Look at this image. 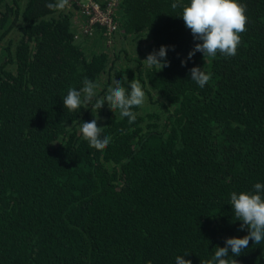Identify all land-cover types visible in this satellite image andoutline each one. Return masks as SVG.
<instances>
[{"label":"trees","instance_id":"obj_1","mask_svg":"<svg viewBox=\"0 0 264 264\" xmlns=\"http://www.w3.org/2000/svg\"><path fill=\"white\" fill-rule=\"evenodd\" d=\"M118 1L121 30L108 37L77 34L73 8L46 7L56 0H0V264H176L186 253L204 264L248 234L231 193L264 184V0H238L248 22L236 56L196 52L184 66L202 43L181 17L190 0ZM161 46L169 66H149ZM193 67L211 74L203 88ZM124 77L147 96L133 123L106 102ZM85 78L96 97L67 110ZM94 118L111 137L102 151L80 131ZM229 255L264 264V241Z\"/></svg>","mask_w":264,"mask_h":264},{"label":"clouds","instance_id":"obj_2","mask_svg":"<svg viewBox=\"0 0 264 264\" xmlns=\"http://www.w3.org/2000/svg\"><path fill=\"white\" fill-rule=\"evenodd\" d=\"M69 0H56L49 2L46 7L50 10H63L68 6ZM177 3L172 4V8L177 7ZM247 5L239 3L238 0H190L187 6L183 7L182 19L185 27L191 30L196 43L194 48L188 53L186 60H182V66L186 65L196 52L203 54V58H215L217 54L226 57L237 55L238 47L241 44V34L247 31L246 16ZM174 50V47H173ZM168 46H161L158 51L148 54L144 60L149 66L156 65L160 69L169 66L167 60ZM191 80H194L203 88L211 79L210 73H205L200 67H193L189 70ZM114 81V87L108 89L106 102L112 112L119 110L121 117L129 118V123H133L136 114L132 111L134 107H143L147 101V96L139 81L130 82V91L123 86L122 81ZM83 87L80 90L70 88L63 98V104L69 111H76L93 102L96 97L97 85L85 78ZM105 104V100L96 99L94 108L100 110ZM80 131L83 139L91 148L102 151L111 142L110 136H103V127L98 126L97 119L90 122H82ZM254 192L231 193V206L234 210L236 220L241 221L239 230H248V234L242 238L230 237L225 240L224 247H216L214 256L204 264H238L236 259L229 260V250L231 257L240 256L248 248L249 242L259 245L264 241V184L256 183ZM182 256L175 258L176 264H192L189 259Z\"/></svg>","mask_w":264,"mask_h":264},{"label":"built area","instance_id":"obj_3","mask_svg":"<svg viewBox=\"0 0 264 264\" xmlns=\"http://www.w3.org/2000/svg\"><path fill=\"white\" fill-rule=\"evenodd\" d=\"M67 7L73 8L79 16L77 34L90 35L94 28H101L105 35L112 36L120 32L119 1L104 0H69ZM111 43L107 40V44Z\"/></svg>","mask_w":264,"mask_h":264},{"label":"rangeland","instance_id":"obj_4","mask_svg":"<svg viewBox=\"0 0 264 264\" xmlns=\"http://www.w3.org/2000/svg\"><path fill=\"white\" fill-rule=\"evenodd\" d=\"M74 15H75V13H74ZM108 45V47H106L108 50L110 49V51H111V49H112V43H109V44H107L106 43V46ZM145 45H146V40L144 39V40H142L139 44H137V43H132V50H129L128 51V54L130 55V57H134V56H137L136 54H137V52H139V51H142L143 52V50H144V48H145Z\"/></svg>","mask_w":264,"mask_h":264},{"label":"crops","instance_id":"obj_5","mask_svg":"<svg viewBox=\"0 0 264 264\" xmlns=\"http://www.w3.org/2000/svg\"><path fill=\"white\" fill-rule=\"evenodd\" d=\"M74 13H75V15H74V17H73V19H74V21H73V25H74V28H78V25H77V23L79 24V16H78V13L74 10ZM73 28V29H74Z\"/></svg>","mask_w":264,"mask_h":264}]
</instances>
